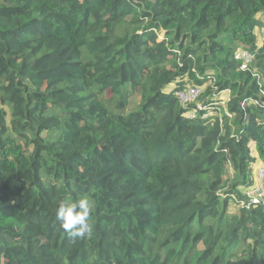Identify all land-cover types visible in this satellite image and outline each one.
<instances>
[{"label": "trees", "instance_id": "obj_1", "mask_svg": "<svg viewBox=\"0 0 264 264\" xmlns=\"http://www.w3.org/2000/svg\"><path fill=\"white\" fill-rule=\"evenodd\" d=\"M259 14L264 0H0V264H264V195L242 193L264 163ZM190 82L208 118L186 116ZM85 197L93 230L72 241L56 210Z\"/></svg>", "mask_w": 264, "mask_h": 264}, {"label": "built area", "instance_id": "obj_2", "mask_svg": "<svg viewBox=\"0 0 264 264\" xmlns=\"http://www.w3.org/2000/svg\"><path fill=\"white\" fill-rule=\"evenodd\" d=\"M236 58L242 60V66L245 67L254 58V54L244 48H240L237 51ZM202 94L203 88L192 83H187L186 86L178 92L180 101L184 106L190 103L195 104L193 108L187 111V117L195 118L199 115L200 111H203V117L208 118L214 113L215 108L213 106L200 100ZM222 103H224V100H222ZM252 187L256 196H260L261 198L264 195V163L257 168L255 181Z\"/></svg>", "mask_w": 264, "mask_h": 264}, {"label": "clouds", "instance_id": "obj_3", "mask_svg": "<svg viewBox=\"0 0 264 264\" xmlns=\"http://www.w3.org/2000/svg\"><path fill=\"white\" fill-rule=\"evenodd\" d=\"M92 209L93 204L86 197L61 203L58 206L56 219L70 240L76 241L91 234L93 230Z\"/></svg>", "mask_w": 264, "mask_h": 264}, {"label": "rangeland", "instance_id": "obj_4", "mask_svg": "<svg viewBox=\"0 0 264 264\" xmlns=\"http://www.w3.org/2000/svg\"><path fill=\"white\" fill-rule=\"evenodd\" d=\"M259 20L262 22V26H258L256 28V33L258 35V43L262 44L264 42V14H259L258 15ZM191 83V82H190ZM224 96V95H223ZM262 164V162L260 160H258L256 163L253 164V178L255 181V173L257 168ZM253 187H249L248 189H245L242 193L247 197V199L258 202L261 200L260 196H256V194L254 193V190L252 189ZM257 200V201H256ZM238 205L235 204V202L233 201L230 205L229 211L230 212H235L238 210Z\"/></svg>", "mask_w": 264, "mask_h": 264}]
</instances>
